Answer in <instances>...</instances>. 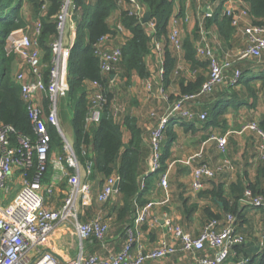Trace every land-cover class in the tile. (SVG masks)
Wrapping results in <instances>:
<instances>
[{
	"label": "built area",
	"instance_id": "obj_1",
	"mask_svg": "<svg viewBox=\"0 0 264 264\" xmlns=\"http://www.w3.org/2000/svg\"><path fill=\"white\" fill-rule=\"evenodd\" d=\"M37 1L40 4V13L33 25L12 32L5 45L6 57L15 58L18 67L14 80L21 90V98L26 105L34 136L19 134L13 126L0 121V192L9 195L13 188L10 184L14 185L17 182L16 175L18 174L21 179V189L13 201L9 204L0 203V264H59L54 254L44 251L48 240L59 226H72L80 241V250L76 259L66 264H145L148 261H163L179 254L192 257L195 264H226L235 254L236 249L246 244V237L237 228V216L228 214L223 222L217 219L210 220L197 238L186 233L182 227L170 223L168 224L170 238H166L155 249L146 252L141 242L142 228L148 222L150 212L156 205L154 202L137 209L133 223L125 228L127 240L121 251L110 254L107 258L86 253L84 244L87 241H96L102 246L105 245L109 225L102 217L88 222L80 220L81 206H88L94 200L93 185L90 181L94 163L91 160L82 163L74 143L67 139L60 125L59 102L69 92L68 67L71 50L66 48L68 46L72 48L75 43L74 39L67 43L68 31L70 24H75L77 30L75 16L78 9L75 0H62L60 10L55 16L58 34L50 44L51 60L49 65H46L40 48L43 30L41 17L48 12L50 3L49 0ZM125 1L127 16L144 24L148 10L143 2ZM183 1L189 3L193 0ZM195 1L201 4L204 0ZM223 1H226L225 5L232 4V0ZM115 2L119 3L120 0ZM207 5L212 10L210 3ZM225 15L231 20L232 26L243 34L245 48L235 57L227 56L224 59L212 46L211 32L203 22L199 25V39L196 42L195 52L199 58L207 62L209 77L199 93L180 97L172 103L166 114L158 119L157 125L151 131L149 170L142 178L140 191L146 188V178L157 173H160L158 186L165 192L169 191V170L172 165H168L166 171L161 172L162 141L169 121L172 118L187 121L197 118L199 122H205L208 119L207 113L196 115L186 106L199 104L202 98L213 96L224 87L238 86L243 72L235 67V63L260 61L264 57V26L248 23L246 19L251 18L248 10L237 12L228 8L225 10ZM211 16L207 15V17ZM181 22L182 19L177 16L172 18L167 41L157 39L156 22L153 19L144 24L152 34L151 52L158 57L161 65L157 96L164 101L169 100L163 87L166 73V46L171 47L175 52H183ZM184 22L188 23L189 18L185 17ZM94 53L99 60L101 74L110 77V82L107 87L99 81L89 84L92 91L85 121L86 131L101 122L108 104L106 90L116 87L117 76L114 72L123 56L122 46L114 45L111 34L98 39L94 44ZM176 73L178 74V71ZM146 89L150 94L153 93L154 82L148 81ZM44 99L48 102L47 107ZM124 111L122 105L118 103L113 105L115 118H119ZM151 117L157 118V114L152 112ZM49 126L57 129L63 142V154L55 161L49 158L52 143ZM242 131L251 132L258 137V159L264 162V126L261 127L253 122L244 126ZM211 140L216 143L222 162L215 169L206 163L195 166L191 185L195 193L204 189L206 180L214 179L232 168L228 158L227 138L213 136ZM83 153L86 155V151ZM196 159L191 160L190 164ZM50 165L60 172L62 177L67 178L66 198L63 206L58 210H50L46 207V200L51 198L56 185L61 180L59 177H52L48 184L45 183ZM118 181L120 178L117 175L106 179L97 195L99 203L107 204L112 200L117 193L115 185ZM242 203L255 209H264V198L255 196L250 190L246 191Z\"/></svg>",
	"mask_w": 264,
	"mask_h": 264
},
{
	"label": "trees",
	"instance_id": "obj_2",
	"mask_svg": "<svg viewBox=\"0 0 264 264\" xmlns=\"http://www.w3.org/2000/svg\"><path fill=\"white\" fill-rule=\"evenodd\" d=\"M88 0H75L77 14V35L74 46L70 52L68 67V84L70 87L68 99L73 103L74 118L73 127L75 131L74 146L82 163L91 160L94 163L92 179H99L103 184L107 178L117 175L120 178L118 195L120 196V205L115 208V221L125 228L131 225L136 217L137 209L148 204L149 198L159 181L160 173L153 174L146 178V188L140 191L143 176L149 170V161L151 156L149 132L140 125L137 117L131 112L124 111L119 117L113 115L114 88L107 90L108 102L103 113L101 122L93 126L89 131L85 130V121L90 108L88 92L86 87L99 81L105 87L109 85L110 77L103 76L100 71L99 60L94 53V44L98 39L105 35H112L113 31L109 24V18L117 9L115 0H97L95 6H91ZM152 13V19L156 22V37L159 40L167 41L169 34V23L173 10L171 0H141ZM210 4L217 0H205ZM248 4V11L252 19V24L264 26V0H244ZM49 9L46 15L41 17L43 30L40 37V48L43 54V61L49 65L51 60V42L57 37V25L55 16L58 14L62 0H49ZM29 4L32 6V13L35 17L40 13V4L37 0H0V121L6 125H11L17 133L24 136H34L33 128L28 116L26 105L21 98V90L15 83V58H7L5 54V45L8 36L19 29L28 26L27 18L24 15L23 6ZM28 6V5H27ZM93 8V10H92ZM121 22L130 34L125 38L126 43L122 45L123 56L117 65L114 75L116 80L121 77L127 83L134 77L146 79L150 77L149 69L146 64V58L152 50V34L147 26L130 18L126 13L121 15ZM217 25L220 38L228 42L232 38L235 30L232 22L227 17H222L221 9L213 13L208 18L206 28ZM198 27L194 34L195 39H199ZM185 57L194 66L200 67L196 59L194 41L187 39L184 42ZM167 62L164 81L169 84L170 76L174 73L177 63L171 56V52L166 46ZM207 67L208 64H202ZM48 70L46 71L47 74ZM243 77L240 84L226 92H216L217 99L205 107L203 113L208 114L205 122H199L197 118L192 121L172 118L165 131L163 144V155L161 172L166 171L168 160L172 157V148L177 135L173 132L175 126H195L207 129L226 130L228 126L227 116L234 112L239 113L245 105L250 110L255 109L259 103L260 94L264 95V68L258 74L242 71ZM205 79L198 76L196 82L185 85L181 82L182 95H193L200 92ZM240 87V88H238ZM242 99H248L245 104ZM250 100L253 102L250 104ZM113 101V102H112ZM47 107L48 102L44 99ZM136 104V103H135ZM198 115V113H196ZM254 122L253 119H248ZM247 120V121H248ZM189 123V124H188ZM257 123V122H256ZM264 126V121L258 123ZM189 130L186 129V132ZM49 133L52 139L49 158L54 152L63 154V142L60 134L54 126H49ZM129 134V140L125 143V134ZM151 135V134H150ZM212 135V134H211ZM208 138L211 139L212 136ZM86 151V155H84ZM51 169V165L49 166ZM215 179V178H214ZM208 183L212 184L213 190L203 192L202 197H211L215 199L225 214L240 216V203L242 202L246 191L250 190L255 196L264 198V162L259 165L258 176L255 180L249 179L248 172L239 175L233 182L229 190L226 191L223 184H216L213 179ZM209 221L219 219L220 215H215L208 210ZM243 251V252H242ZM249 253L242 247L236 249L238 256ZM237 261V259H235ZM244 264H258L252 258H247ZM237 264H242L237 262Z\"/></svg>",
	"mask_w": 264,
	"mask_h": 264
},
{
	"label": "crops",
	"instance_id": "obj_3",
	"mask_svg": "<svg viewBox=\"0 0 264 264\" xmlns=\"http://www.w3.org/2000/svg\"><path fill=\"white\" fill-rule=\"evenodd\" d=\"M96 2L97 0H90L88 4L95 6ZM172 2L174 10L172 18L177 16L182 19L181 29L183 46L184 42L187 39H190L194 41L195 49L198 39H195L194 34L197 27L199 30V25L202 22L206 26V22L208 21V18H210L207 17V15L213 16V14L204 12V8L208 6L207 4H209V2H206L205 0L201 4H198L195 0L189 3L183 0H174ZM225 2L226 1L223 0L212 2L210 6L213 13L221 9L222 17H226L225 10L228 8L234 9L237 12L248 10V4L244 0H232V4H230V6L227 4L225 5ZM119 3H116L117 9L109 18V24L113 31L112 38L114 45L116 46H122L126 43L125 38L130 37V34L126 29H124L121 22V15L125 13L124 6L126 5V1L120 0ZM27 5L25 6L24 15L27 18L28 26H32L36 17L31 11L32 6H29V4ZM185 17L189 18L188 23L184 22ZM172 18L170 19L169 29ZM246 21L252 24L251 18H247ZM74 25L70 24L67 43H70L73 39L74 41L76 40L77 30L76 25L75 28H73ZM208 30L211 32V41L214 50L224 59L227 56H230L231 58L235 57L242 49L245 48V38L236 28H234L235 32L228 42H225L220 38L217 25L214 24ZM168 50L171 52V56L176 59L177 63L174 73L170 76L171 80L169 84L165 81L163 83L165 92L169 97L168 101H164L157 96V89L160 86L159 71L161 65L158 57L152 52L146 58V64L149 69L150 77L146 79L134 77L132 80L135 84H140L142 86V92H144V96L142 98L137 97L139 108L142 110L144 107H147L145 114H143L141 110L138 111V109L132 108V115L137 117L140 125L148 130V139L150 138L152 129L157 125L158 119L166 114L173 102L183 96L181 82L185 81V85H187L189 83L196 82L198 76H202L205 79L203 83L204 85L209 77L208 66L204 67V65H202L203 63H207L205 60L196 55V59L200 64V67H196L186 59L185 50L181 53L175 52L171 47H168ZM263 59L264 57L256 64L249 63L247 65H243L245 64L244 62H236L235 67L244 72L248 71L249 73L258 74L264 68ZM165 61L167 62V52L165 55ZM17 68L18 67L15 63V73ZM176 71H178V74ZM148 81L154 82V91L151 94L146 89V83ZM205 99L206 97L202 98L199 104H188L186 108L195 113L201 114L203 113V109L205 107L214 102H207ZM242 100H245V104L248 102V99ZM249 103L252 104L253 102L250 100ZM149 104H151V106H148ZM261 108L264 109L263 94H260L259 103L255 109L250 110L248 106L244 105L238 114L231 112L227 116V129L223 131L220 129H207L201 127V125H191L188 127L181 125L175 126L173 132L177 135V141L173 144L171 152L172 157L167 162L168 165H172L169 170V191L165 192L162 188H160L158 186V181L149 198V201L156 203V205L150 212L148 222L142 228L141 242L144 244L146 252L155 249L166 238H170L168 234V224L170 223L182 227L186 233L197 238L200 236L206 223L209 222L208 210L215 215H220V218L217 220L222 222L225 220L227 214L223 213L221 209L222 203L219 205L215 199L213 200L211 197H202L201 195L203 192H210L213 190L212 184L208 183L209 180H206L204 189L201 192L195 193L193 191L191 187L193 169L195 166L202 163H206L214 169L221 164L222 158L217 150L216 143L208 138L212 134L213 136H222L227 138L228 158L232 164L231 170H227L224 173L217 175L215 179H213V182L216 184H223L225 190L228 191L230 185L237 180L239 175H243L244 172H248L249 179L255 180L258 176L259 165L262 163L259 161L257 154L259 139L251 132H243L242 128H239V124H241L242 119L243 121L253 119L254 122L257 123L263 122L264 114L260 119H257V116H255L258 114L257 111ZM152 112L157 114V118L151 117ZM186 129L189 131L186 132ZM231 139L237 141L236 146H230ZM128 140L129 134L126 133L125 143H127ZM59 155L62 154L54 152L51 160L55 161L58 159ZM194 158L197 159L194 163L190 164V161ZM60 174L61 173L56 171L51 165V169L48 170V173L45 176L46 184L51 181L52 177H59L61 179L56 185L51 198L46 200V207L50 210L60 209L66 198L68 189L67 178L62 177ZM90 181L93 185L94 200L88 206H81L80 220L82 222H88L97 217H102L109 225V233L104 246L96 241H87L84 244V248L87 254H94L102 258H107L110 254L121 251L127 240L125 235V226L123 224L120 225L118 223H113V225H111L109 223L112 219L115 220V208L120 205L121 200L118 193H116L109 203L102 204L106 205L105 208L97 210V204H101L97 201V195L102 190L104 183L101 184L99 179H92V177L90 178ZM19 190L20 189L15 190L16 195ZM13 199H11L9 203H11ZM7 200L5 202H7ZM240 207L242 208L240 211L241 218L237 216V228L239 232L246 237V244L243 245L242 248L245 251L248 250L249 253L244 252V255L238 256L235 251V254L226 264H237L238 261L243 264V262H245L244 260L247 258H252V260L256 263L258 262V264H264V247H262V243L264 241V209H255L244 205L242 202L240 203ZM109 214L112 215L113 218H111ZM108 215L110 216V219H106V216ZM111 227H113V229ZM73 230L72 226H59L48 240L47 245L44 247V251L46 250L54 254V256L58 259L59 264H66L69 261L75 260L79 253L80 241ZM235 259H237V261ZM145 264L195 263L192 257L179 254L163 261H148Z\"/></svg>",
	"mask_w": 264,
	"mask_h": 264
},
{
	"label": "rangeland",
	"instance_id": "obj_4",
	"mask_svg": "<svg viewBox=\"0 0 264 264\" xmlns=\"http://www.w3.org/2000/svg\"><path fill=\"white\" fill-rule=\"evenodd\" d=\"M25 6L26 5L23 6V9H22L23 11L26 8ZM92 10H93V8H92ZM30 25H32V24H30ZM68 27H69V24H68ZM66 49H68V50L70 49L71 50L72 48L68 46ZM263 61H264V59H263ZM257 62L258 61H248V62H244L245 64H243V65H247L249 63L250 64H253V63L256 64ZM85 89L88 92V99L90 101L91 100L92 88H90V85H88ZM229 89H232V88L225 87L224 89H222V91H219V93H221L223 91L225 92V91H227ZM69 90H70V87H69ZM114 90H115L114 91V99H115L114 101H116V103L122 105L126 109V111H129V112L132 113V108H136V109H138V111L141 110V108H139V106H138V98L137 97L142 98L144 96L143 95L144 92H142V86L140 84H135L132 81L127 83L126 80H122V78L119 77V79H118V81L116 83V87L114 88ZM106 94H107V90H106ZM217 97H218V95L214 94L213 96L206 97L205 101H207V102L210 101L211 102V101L216 100ZM107 99H108V102H110L108 96H107ZM148 106H151V104H149ZM59 111H60V125H61V128H62L65 136L67 137V139L70 142L74 143L75 142V131H74V127H73L72 121H73V118H74L75 111H74L73 103L70 102L68 97L62 98L60 100V102H59ZM141 111H142L143 114H145L146 111H147V107H144ZM148 111H149V109H148ZM257 112H258V114H256L255 116H257V119H260L263 116V114H264V109L261 108ZM249 123H250L249 120L248 121H246V120L243 121V119H242L241 120V124H239V128L241 129V128H243V126H246ZM236 145H237V141H235L234 139H231V145L230 146L233 147V146H236ZM229 151H230V149H229ZM258 165H259V163H258ZM16 180H17V182L14 185H13V183L10 184V186L13 187V188H12V192L9 195H6L3 191L0 192V203L1 204H2V202L8 204L9 201L11 199H13V197L16 195L15 194V190L16 189H21V179H20L19 175H16ZM6 200H7V202H5ZM105 207H106V205L97 204L96 209L97 210H101V209H103ZM108 216H106V219H110V216H111V218H113L112 215H110L109 217ZM109 223L111 225H113V223L116 224V221L114 219H112L111 221H109ZM111 228L113 229V227H111Z\"/></svg>",
	"mask_w": 264,
	"mask_h": 264
},
{
	"label": "water",
	"instance_id": "obj_5",
	"mask_svg": "<svg viewBox=\"0 0 264 264\" xmlns=\"http://www.w3.org/2000/svg\"><path fill=\"white\" fill-rule=\"evenodd\" d=\"M204 12H205V13H208V14H212V10H210L208 6H206V7L204 8ZM151 19H152V13H151L150 11H148V12L146 13L145 18H144V21H143L144 24H147ZM119 185H120V181H118V182L116 183V185H115V191H117V192H118V190H119Z\"/></svg>",
	"mask_w": 264,
	"mask_h": 264
}]
</instances>
